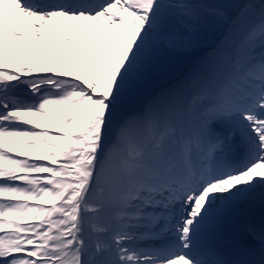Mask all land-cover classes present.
Here are the masks:
<instances>
[{
    "label": "snow or ice",
    "instance_id": "obj_1",
    "mask_svg": "<svg viewBox=\"0 0 264 264\" xmlns=\"http://www.w3.org/2000/svg\"><path fill=\"white\" fill-rule=\"evenodd\" d=\"M0 264H264V0H0Z\"/></svg>",
    "mask_w": 264,
    "mask_h": 264
}]
</instances>
